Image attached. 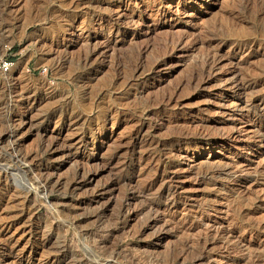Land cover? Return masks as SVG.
Segmentation results:
<instances>
[{
    "label": "rangeland",
    "instance_id": "374dc122",
    "mask_svg": "<svg viewBox=\"0 0 264 264\" xmlns=\"http://www.w3.org/2000/svg\"><path fill=\"white\" fill-rule=\"evenodd\" d=\"M247 1L0 0V154L28 164L0 173V264H264V0ZM33 176L47 201L25 207Z\"/></svg>",
    "mask_w": 264,
    "mask_h": 264
},
{
    "label": "bare ground",
    "instance_id": "6f19581e",
    "mask_svg": "<svg viewBox=\"0 0 264 264\" xmlns=\"http://www.w3.org/2000/svg\"><path fill=\"white\" fill-rule=\"evenodd\" d=\"M133 1V0H132ZM242 2H243V0H241ZM246 1V0H245ZM250 1V0H249ZM249 1H247V3L249 2ZM254 1V0H253ZM256 1H258V0H255L254 2H256ZM136 2V1H135ZM134 2V3H135ZM138 2V1H137ZM244 3H246V2H244ZM252 3V2H251ZM259 3H262V1L260 0V2ZM258 3V4H259ZM132 4V3H131ZM137 4V3H136ZM133 5V4H132ZM244 5V4H243ZM242 5V6H243ZM247 5V4H246ZM244 7V6H243ZM246 7V6H245ZM118 9V8H117ZM119 10V9H118ZM118 14V13H117ZM131 14V13H130ZM129 14V15H130ZM120 15V17L122 16L123 17V13H122V15L121 14H119ZM127 15V14H126ZM112 16H114V15H112ZM117 17H119V16H117ZM126 17V16H125ZM124 17V18H125ZM128 17H131V16H128ZM149 17V16H148ZM131 18H133V17H131ZM130 18V19H131ZM110 19V18H109ZM129 19V20H130ZM118 20V19H117ZM123 20V19H122ZM124 20H126V19H124ZM21 21V20H20ZM110 21V20H109ZM12 22V21H11ZM126 22H127V20H126ZM116 23V22H115ZM119 23V22H118ZM128 23V22H127ZM122 24V23H121ZM129 24H130V21H129ZM128 24V25H129ZM112 25V24H111ZM123 25H125V22H124V24ZM120 26V25H119ZM117 30V29H116ZM109 31H110V29H109ZM112 33V32H111ZM117 33V32H116ZM132 35V34H131ZM120 36V35H119ZM130 39V38H129ZM131 40V39H130ZM116 42V41H115ZM114 43V42H113ZM115 44V43H114ZM240 45L242 44V43H239ZM115 46V45H114ZM113 46V47H114ZM243 46V45H242ZM245 46V45H244ZM243 46V47H244ZM111 45H110V43H108V44H106L104 47H103V50L101 51V49H94V51L93 50H91V51H93L92 52V54L95 56V54H97L99 51H100V54H101V52H102V54H105V52H107V51H109L110 49L111 50H113L112 48H113ZM116 47V46H115ZM237 47V46H236ZM239 48V47H238ZM88 55V54H87ZM98 55H99V53H98ZM100 56V55H99ZM103 56V55H102ZM105 56V55H104ZM89 57H90V55H89ZM96 57V56H95ZM96 58H98V56L96 57ZM103 58V57H102ZM86 59V58H85ZM91 59V58H90ZM85 61H87V60H85ZM216 65H217V59H216V56L215 55H207V57H205L204 59H203V61H202V63H201V66H200V69H199V74H201V75H207L208 77L209 76H211V74H212V72H213V70L215 69V67H216ZM138 67V66H137ZM59 68V67H58ZM142 70V69H141ZM215 71H217L216 69H215ZM60 72V71H59ZM136 72V71H135ZM231 73H235L234 75L235 76H233V78L235 77V80H234V82H232V84H233V86L232 87H234V89L236 90V91H238V92H243L245 89H247V87H249V85H246L243 81H242V79L240 78V77H237V73H236V71L235 70H233V72H231ZM232 77V75L229 77V78H231ZM215 78V77H214ZM239 78V79H238ZM230 81V79L228 80V82ZM227 83V82H226ZM233 89V90H234ZM51 91V90H50ZM53 91V90H52ZM55 91V90H54ZM235 91V92H236ZM52 93H54V92H52ZM51 95V94H50ZM56 95V94H55ZM53 97V96H52ZM36 98V97H35ZM42 99V98H41ZM53 99V98H52ZM41 101V100H40ZM62 106V105H61ZM56 107H59V106H56ZM55 108V107H54ZM61 109V108H60ZM57 110V109H56ZM53 111V110H52ZM51 111V112H52ZM107 111V110H106ZM106 111H105V113H106ZM64 114H66V113H64ZM71 114V113H70ZM28 115V114H27ZM108 115V114H107ZM81 116V115H80ZM103 116H104V114H103ZM67 117V116H66ZM82 117V116H81ZM106 117H108V116H106ZM70 119V118H69ZM59 120V119H58ZM75 120H77V119H75ZM24 121V120H23ZM65 121H66V119H65ZM72 121H74V120H72ZM22 122V121H21ZM21 122H20V124H21ZM25 122V121H24ZM26 123V122H25ZM59 123V122H58ZM61 123V122H60ZM68 123V122H67ZM23 124V123H22ZM64 124V123H63ZM62 125V124H61ZM70 125V124H69ZM3 126V125H2ZM10 128V127H9ZM11 131V130H10ZM6 132V131H5ZM13 133L14 132H12L11 133V135H13ZM1 135V134H0ZM82 135V134H81ZM8 148V147H7ZM15 148V147H14ZM6 151V150H5ZM7 152V151H6ZM13 152V151H12ZM14 152H16V151H14ZM14 152H13V154H14ZM8 153V152H7ZM9 154V153H8ZM12 154V155H13ZM4 155V154H3ZM3 155H1L0 154V173L2 174H7V172H10L8 169H9V167L10 166H12L15 170V174L13 175V174H9L8 173V175L9 176H12L13 178L12 179H14V181H17L18 182V178H20V180L22 179V177H21V174H22V176L24 177V175H26L25 173H22L21 172V166H22V164L21 163H26L25 161V157H20V156H11V155H8L6 158H5V155L3 156ZM15 155V154H14ZM21 155V154H20ZM3 163H5V164H3ZM1 164H3V165H5V166H2ZM137 164V163H136ZM26 165H28L27 163H26ZM137 166V165H136ZM13 170V169H12ZM30 171H32V170H30ZM13 172V171H12ZM23 172H24V170H23ZM40 172V171H39ZM36 173H37V170H36ZM242 173V172H241ZM77 174V173H76ZM204 174H206V173H204ZM34 175V174H33ZM78 175V174H77ZM4 176H6V175H4ZM20 176V177H19ZM40 176V175H39ZM137 176H138V174H137ZM198 176V175H197ZM209 176V175H208ZM34 178L33 179H31V181H32V183L31 184H29V183H27V184H29L28 186H24V188L20 191V190H18V191H20V193L18 194L17 192V194L18 195H16V196H20V200H21V203H22V205L23 206H25V207H27V204L28 203H31V202H38V201H40V202H43V200H41V198H43V199H45L46 200V198H47V196H46V193H47V189H48V185H49V183L47 182V180L45 181L44 180V182L42 181V179H40V177L39 178H37V176H36V178H35V176H33ZM207 177V176H206ZM7 178V177H6ZM77 178V177H76ZM202 178H204L203 176H202ZM23 179H25V178H23ZM22 179V180H23ZM136 179V178H135ZM22 180L21 181H19V182H22ZM75 180H77V179H75ZM75 180H72V181H75ZM71 181V180H70ZM80 181V180H79ZM135 181V180H134ZM148 181V180H147ZM200 181H203V179L202 180H200ZM26 182V180L24 181V183ZM149 182V181H148ZM150 182H152V181H150ZM165 182V181H164ZM174 182V181H173ZM68 183V182H67ZM162 184V183H161ZM164 184V183H163ZM173 184V183H172ZM6 185V184H5ZM52 185V184H51ZM50 185V186H51ZM71 185V184H70ZM175 185V184H174ZM53 186V185H52ZM62 186V185H61ZM110 186H112V185H110ZM133 185H131V187H132ZM142 186V185H141ZM141 186H138L139 187V189L141 190ZM173 186V185H172ZM23 187V186H22ZM54 187H55V184H54ZM53 187V188H54ZM138 187H136V188H138ZM143 187V186H142ZM150 187V186H149ZM149 187H144V189H142V193H145V191L146 190H148V189H150ZM178 187V186H177ZM16 188V187H15ZM17 188H19V187H17ZM105 188V187H104ZM135 188V189H136ZM160 188V187H159ZM162 188V187H161ZM4 189H6V188H4ZM73 189V188H72ZM139 189H137V191H140ZM16 190V189H15ZM15 190H14V192H15ZM50 190H53L52 188L50 189ZM132 191H134L133 189H131ZM158 190V189H157ZM174 191V190H173ZM172 191V189H171V187L169 186V187H167V189L165 188V189H163V191H161L160 192V194L158 195V197H157V200H162V202H163V200L165 201V203H166V205L167 206H169V207H173L174 208V206L176 205V202H177V198H176V196H175V193ZM100 192V191H99ZM141 192L139 193V194H141ZM152 192V191H151ZM157 192V191H156ZM102 193V192H101ZM155 193V192H154ZM153 192H152V194H154ZM14 194V193H13ZM100 194V193H99ZM104 194V193H103ZM148 194V193H147ZM15 195V194H14ZM135 195V194H134ZM142 195V194H141ZM11 196V195H10ZM136 196V195H135ZM144 196H145V194H144ZM148 196V195H147ZM150 196H152L151 194H150ZM150 196H148V197H150ZM180 196V195H179ZM146 197V196H145ZM144 197V198H145ZM11 198V197H10ZM151 198V197H150ZM152 199V198H151ZM139 200V199H138ZM47 201V200H46ZM137 201V200H136ZM144 201V200H143ZM146 201V200H145ZM45 202V201H44ZM129 202V201H128ZM135 202V201H134ZM155 202V201H154ZM20 203V204H21ZM46 203V202H45ZM142 203V202H141ZM146 203V202H145ZM47 204V203H46ZM125 204V203H124ZM128 204V203H127ZM149 204V203H148ZM129 205V204H128ZM135 205H136V203H135ZM143 205H144V203H143ZM150 205V204H149ZM22 206V207H23ZM34 206V205H33ZM36 206H38V205H36ZM103 206V205H102ZM124 206V205H123ZM138 206V205H137ZM145 206V205H144ZM47 207V206H46ZM126 207V206H125ZM124 207V208H125ZM148 207V206H147ZM151 207V206H150ZM156 207V206H155ZM155 207H153V209L155 208ZM165 207V206H164ZM28 208H30V207H28ZM133 208H134V206H133ZM137 208V207H136ZM152 208V207H151ZM36 209V208H35ZM47 209H50L49 207L47 208ZM51 209H53V208H51ZM140 209V208H139ZM167 209H169L168 207H167ZM22 210H23V208H22ZM105 210V209H104ZM124 210V209H123ZM129 210V209H128ZM137 210V209H136ZM148 211L150 210V209H147ZM156 210V209H155ZM160 210V209H159ZM164 210V209H163ZM163 210H160L161 212L163 211ZM174 210V209H173ZM26 211V210H25ZM51 211V210H50ZM54 211V210H53ZM134 211V210H133ZM141 211H142V209H141ZM146 211V210H145ZM145 211H143V212H145ZM157 212H158V210H156ZM155 211V212H156ZM57 213H58V211H56ZM128 212H130V210L128 211ZM135 212H137V211H135ZM153 212V211H152ZM169 212V211H168ZM168 212H166V213H168ZM32 213H34L33 211H32ZM49 213V212H48ZM125 213H127V212H125ZM164 213V212H163ZM49 214H51L52 215V213H49ZM123 214V213H122ZM121 214V215H122ZM136 214V213H135ZM153 214H154V212H153ZM157 213H155L154 215H156ZM161 214V213H160ZM34 215V214H33ZM50 215V216H51ZM55 215V214H54ZM150 215V214H149ZM153 215V216H154ZM159 215V214H158ZM157 215V216H158ZM164 215V214H163ZM167 215V214H166ZM171 215V214H170ZM46 216H48L47 214H46ZM135 216V215H134ZM143 216H144V214H143ZM57 217H58V214H57ZM92 217V216H91ZM97 217V216H96ZM150 217V216H149ZM171 217V216H170ZM48 218V217H47ZM50 218V217H49ZM56 218V217H55ZM159 219H156L157 221H159L161 218L160 217H158ZM163 218V217H162ZM200 218V217H199ZM150 219V218H149ZM148 219V220H149ZM166 219H168V218H165V220ZM170 219V218H169ZM48 220V219H47ZM53 220H55L54 218H53ZM57 220V219H56ZM99 220V219H98ZM162 220V219H161ZM171 220V219H170ZM52 221V220H51ZM50 221V223H48L50 226L49 227H53L52 226V222ZM163 221V220H162ZM167 221V220H166ZM204 220H202L201 222H203ZM54 222V221H53ZM73 223H75V222H73ZM147 223V222H146ZM162 223V222H161ZM164 223V222H163ZM166 223V222H165ZM170 223H172V221L170 222ZM169 223V224H170ZM148 224V223H147ZM168 224V223H167ZM199 224V223H198ZM151 225V224H150ZM162 225V224H161ZM203 225V224H202ZM156 226V225H155ZM205 226V228H207L206 226H208V224L207 225H204ZM211 226V225H210ZM47 227V226H46ZM158 227V226H157ZM162 227V226H161ZM160 227V228H161ZM171 227H172V225H171ZM209 227V226H208ZM146 228V227H145ZM49 229V228H48ZM52 229V228H51ZM106 229V228H105ZM153 229V228H152ZM157 229V228H156ZM162 229V228H161ZM165 229V228H164ZM210 229V228H209ZM218 229V228H217ZM50 230V229H49ZM98 230V229H97ZM100 230V229H99ZM103 230V229H102ZM101 230V231H102ZM171 230V229H170ZM216 230V229H215ZM54 231V230H53ZM59 231V230H58ZM100 231V232H101ZM105 231V230H104ZM159 231V230H158ZM163 231V230H162ZM165 231V230H164ZM167 231V230H166ZM208 231V229L206 230V232ZM49 232H51V231H49ZM164 233V232H163ZM169 233V232H168ZM211 233V232H210ZM215 233V232H214ZM101 234V233H100ZM158 234V233H157ZM156 234V235H157ZM212 234V233H211ZM216 234H219L220 235V233H216ZM224 234V232L222 233V235ZM227 234V233H226ZM153 235H155V232H154V234ZM208 235V234H207ZM225 235V234H224ZM229 235V234H228ZM231 235V234H230ZM88 236V235H87ZM215 236V235H214ZM217 236V235H216ZM227 236V235H226ZM86 237V236H85ZM103 237V236H102ZM205 237H207V236H205ZM213 237V236H212ZM221 237H223V236H221ZM158 238H161V236H159ZM224 238V237H223ZM93 239V238H92ZM99 239V238H98ZM97 239V240H98ZM106 239V238H105ZM225 239V238H224ZM46 240L47 239H45V240H43L44 242H46ZM72 241V240H71ZM74 241V240H73ZM216 241V240H215ZM64 242H66V241H64ZM64 242H62V243H64ZM88 242V241H87ZM94 242H97L96 240L94 241ZM229 242V241H228ZM73 243V242H72ZM100 243V242H99ZM58 244V243H57ZM61 244V243H60ZM59 244V245H60ZM94 244V243H93ZM71 244H61V246L59 247V246H57V248L59 247V250L57 251L58 253H56V254H59L60 255V258L62 257H64L65 256V254L68 252V251H72V249H71V246H70ZM87 245V244H86ZM97 245V244H96ZM95 245V246H96ZM76 247V246H75ZM74 248V247H73ZM78 248V247H77ZM103 248V247H102ZM80 249V248H79ZM84 249V248H83ZM82 249V250H83ZM92 249V248H91ZM57 250V249H56ZM84 250H86V249H84ZM88 250V249H87ZM86 250V251H87ZM93 250V249H92ZM80 251V250H79ZM75 252V251H74ZM55 253V252H54ZM86 253V252H85ZM88 253V252H87ZM91 253V252H90ZM83 255V254H82ZM82 255H81V257H82ZM87 256H89V255H87ZM101 256V255H100ZM103 256V255H102ZM101 256V257H102ZM78 257V256H77ZM84 257L85 256H83V259H84ZM96 257V256H95ZM112 257V256H111ZM203 257V256H202ZM209 257V256H208ZM208 257H206V258H208ZM86 258V257H85ZM99 258V257H98ZM97 258V260H99ZM58 259V258H57ZM93 259V258H92ZM56 260V259H55ZM54 260V261H55ZM59 260V259H58ZM76 260V259H75ZM90 260V259H89ZM105 260H106V258H105ZM108 260V259H107ZM111 260V259H110ZM109 260V261H110ZM74 261V260H73ZM86 261H87V259H86ZM104 261V260H103ZM85 262V261H84ZM100 262V261H99ZM112 262V261H111ZM115 262V261H114ZM88 263V262H87ZM102 263V262H101ZM203 263V262H202ZM53 264H54V262H53ZM57 264H58V262H57ZM60 264V263H59ZM68 264V263H67ZM72 264H83V261L82 260H77V261H74V263H72ZM104 264H105V262H104ZM109 264V263H108ZM192 264H195V263H192Z\"/></svg>",
    "mask_w": 264,
    "mask_h": 264
},
{
    "label": "built area",
    "instance_id": "2783aa9c",
    "mask_svg": "<svg viewBox=\"0 0 264 264\" xmlns=\"http://www.w3.org/2000/svg\"><path fill=\"white\" fill-rule=\"evenodd\" d=\"M11 66H12V63L11 62L4 60L0 64V70H1L2 73H6V72L9 71V69H10Z\"/></svg>",
    "mask_w": 264,
    "mask_h": 264
}]
</instances>
